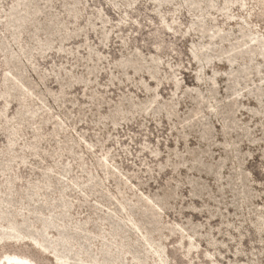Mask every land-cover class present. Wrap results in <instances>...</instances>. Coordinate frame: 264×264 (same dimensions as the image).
<instances>
[{
  "label": "rangeland",
  "instance_id": "374dc122",
  "mask_svg": "<svg viewBox=\"0 0 264 264\" xmlns=\"http://www.w3.org/2000/svg\"><path fill=\"white\" fill-rule=\"evenodd\" d=\"M0 232L33 264H264V0H0Z\"/></svg>",
  "mask_w": 264,
  "mask_h": 264
},
{
  "label": "bare ground",
  "instance_id": "6f19581e",
  "mask_svg": "<svg viewBox=\"0 0 264 264\" xmlns=\"http://www.w3.org/2000/svg\"><path fill=\"white\" fill-rule=\"evenodd\" d=\"M25 16H26L25 13H22L19 16V19L18 20H21L22 21L25 18ZM18 22H20V21H18ZM202 28H203V26H202ZM204 29L206 30V28H203V30ZM240 46H241V44H240ZM247 47H248L247 45L244 46V48H246V50H250V49H247ZM228 52L229 53L232 52V49H230ZM228 61H232V60L228 58ZM242 71H243V69H242ZM0 264H33V263L30 262L27 258H25L23 256H19V255H16V254H4L1 257V259H0Z\"/></svg>",
  "mask_w": 264,
  "mask_h": 264
}]
</instances>
